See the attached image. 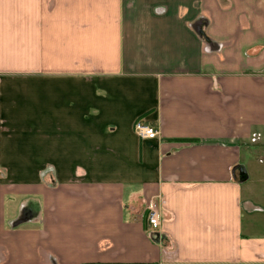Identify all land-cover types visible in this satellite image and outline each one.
<instances>
[{"label":"crops","instance_id":"obj_1","mask_svg":"<svg viewBox=\"0 0 264 264\" xmlns=\"http://www.w3.org/2000/svg\"><path fill=\"white\" fill-rule=\"evenodd\" d=\"M0 264H264V0H0Z\"/></svg>","mask_w":264,"mask_h":264},{"label":"built area","instance_id":"obj_2","mask_svg":"<svg viewBox=\"0 0 264 264\" xmlns=\"http://www.w3.org/2000/svg\"><path fill=\"white\" fill-rule=\"evenodd\" d=\"M135 134L140 140H153L160 136L159 130L146 125L142 121H138L134 127ZM147 223L150 229L159 230L161 227V215L157 206L150 203L147 209Z\"/></svg>","mask_w":264,"mask_h":264},{"label":"rangeland","instance_id":"obj_3","mask_svg":"<svg viewBox=\"0 0 264 264\" xmlns=\"http://www.w3.org/2000/svg\"><path fill=\"white\" fill-rule=\"evenodd\" d=\"M146 217H147V215H146Z\"/></svg>","mask_w":264,"mask_h":264}]
</instances>
